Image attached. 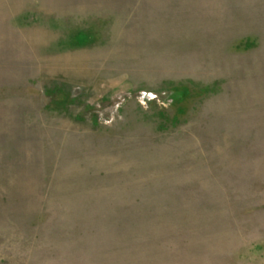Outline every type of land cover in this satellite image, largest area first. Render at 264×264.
I'll return each mask as SVG.
<instances>
[{"label":"rangeland","instance_id":"rangeland-1","mask_svg":"<svg viewBox=\"0 0 264 264\" xmlns=\"http://www.w3.org/2000/svg\"><path fill=\"white\" fill-rule=\"evenodd\" d=\"M0 264H264V0H0Z\"/></svg>","mask_w":264,"mask_h":264},{"label":"built area","instance_id":"built-area-1","mask_svg":"<svg viewBox=\"0 0 264 264\" xmlns=\"http://www.w3.org/2000/svg\"><path fill=\"white\" fill-rule=\"evenodd\" d=\"M144 96H149L150 98H152V99H156L157 98V96H155V95H153V94H144Z\"/></svg>","mask_w":264,"mask_h":264}]
</instances>
